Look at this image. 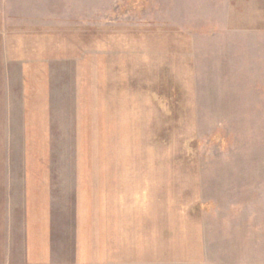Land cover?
Returning a JSON list of instances; mask_svg holds the SVG:
<instances>
[{"label":"crops","instance_id":"obj_1","mask_svg":"<svg viewBox=\"0 0 264 264\" xmlns=\"http://www.w3.org/2000/svg\"><path fill=\"white\" fill-rule=\"evenodd\" d=\"M46 31L0 19V264H210L198 173L181 170L189 47L154 65L149 31L103 27L87 58L81 34L57 52Z\"/></svg>","mask_w":264,"mask_h":264},{"label":"rangeland","instance_id":"obj_2","mask_svg":"<svg viewBox=\"0 0 264 264\" xmlns=\"http://www.w3.org/2000/svg\"><path fill=\"white\" fill-rule=\"evenodd\" d=\"M0 19L56 33L51 50L81 34L87 58L103 27L149 31L154 65L189 47L194 141L181 170L198 173L205 259L264 264V0H0ZM88 182L95 189V175Z\"/></svg>","mask_w":264,"mask_h":264}]
</instances>
